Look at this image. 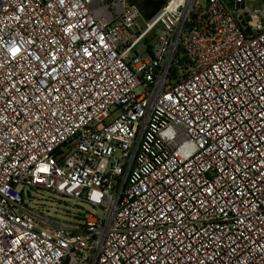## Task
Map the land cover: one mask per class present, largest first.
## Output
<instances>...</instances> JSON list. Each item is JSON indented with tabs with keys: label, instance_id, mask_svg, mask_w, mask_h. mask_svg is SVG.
Segmentation results:
<instances>
[{
	"label": "built area",
	"instance_id": "built-area-1",
	"mask_svg": "<svg viewBox=\"0 0 264 264\" xmlns=\"http://www.w3.org/2000/svg\"><path fill=\"white\" fill-rule=\"evenodd\" d=\"M163 1L0 0V264H264V0Z\"/></svg>",
	"mask_w": 264,
	"mask_h": 264
},
{
	"label": "rangeland",
	"instance_id": "rangeland-1",
	"mask_svg": "<svg viewBox=\"0 0 264 264\" xmlns=\"http://www.w3.org/2000/svg\"><path fill=\"white\" fill-rule=\"evenodd\" d=\"M163 34L162 28L155 29L147 40L148 45L155 46ZM137 51L140 56L144 57L147 55L148 46L143 43L138 47ZM26 197L31 207L48 211L52 217L58 218L61 221L73 222L75 220L73 218L74 214L82 212L102 217V213L99 209L74 199H66L52 192L33 190L30 193H26Z\"/></svg>",
	"mask_w": 264,
	"mask_h": 264
},
{
	"label": "water",
	"instance_id": "water-1",
	"mask_svg": "<svg viewBox=\"0 0 264 264\" xmlns=\"http://www.w3.org/2000/svg\"><path fill=\"white\" fill-rule=\"evenodd\" d=\"M145 14L148 19H151L164 5L163 0H144Z\"/></svg>",
	"mask_w": 264,
	"mask_h": 264
}]
</instances>
